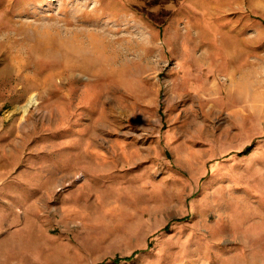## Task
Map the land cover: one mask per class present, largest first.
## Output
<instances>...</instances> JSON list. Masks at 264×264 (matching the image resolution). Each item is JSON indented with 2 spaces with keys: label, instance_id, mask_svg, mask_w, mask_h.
Returning a JSON list of instances; mask_svg holds the SVG:
<instances>
[{
  "label": "rangeland",
  "instance_id": "obj_1",
  "mask_svg": "<svg viewBox=\"0 0 264 264\" xmlns=\"http://www.w3.org/2000/svg\"><path fill=\"white\" fill-rule=\"evenodd\" d=\"M5 7L26 41L87 8L115 57L0 51V264H264V0Z\"/></svg>",
  "mask_w": 264,
  "mask_h": 264
},
{
  "label": "bare ground",
  "instance_id": "obj_2",
  "mask_svg": "<svg viewBox=\"0 0 264 264\" xmlns=\"http://www.w3.org/2000/svg\"><path fill=\"white\" fill-rule=\"evenodd\" d=\"M11 13V8L0 9V51L8 56L19 72L28 69H33L37 73L41 72L37 67L41 66V63L38 61V64H35L31 58L34 53L60 55L59 60L52 67L53 72L73 73L80 69L92 76L103 74L115 57L114 51L109 52L108 49L113 41L106 40L100 33L93 30L67 27L71 24L82 26L84 19L90 15L87 8L83 11L81 19L76 23L68 20L65 26L39 23L37 21L41 18H36L30 23L33 32L32 36H28V41H26L27 38L20 40L17 37L22 33V26L15 24ZM49 19L61 21L56 15L50 16ZM32 101L31 99L29 103Z\"/></svg>",
  "mask_w": 264,
  "mask_h": 264
}]
</instances>
